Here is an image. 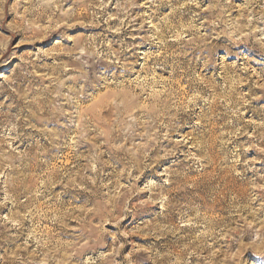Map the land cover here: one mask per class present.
<instances>
[{"label": "rangeland", "instance_id": "obj_1", "mask_svg": "<svg viewBox=\"0 0 264 264\" xmlns=\"http://www.w3.org/2000/svg\"><path fill=\"white\" fill-rule=\"evenodd\" d=\"M0 264H264V0H0Z\"/></svg>", "mask_w": 264, "mask_h": 264}, {"label": "bare ground", "instance_id": "obj_2", "mask_svg": "<svg viewBox=\"0 0 264 264\" xmlns=\"http://www.w3.org/2000/svg\"><path fill=\"white\" fill-rule=\"evenodd\" d=\"M157 36H158V40H163V37H162V34H161V36L159 35V34H157ZM163 42V41H162ZM149 58H151V57H149ZM83 114V113H82ZM80 115V114H79ZM94 136V135H93Z\"/></svg>", "mask_w": 264, "mask_h": 264}]
</instances>
